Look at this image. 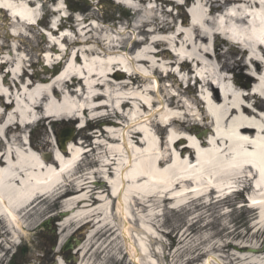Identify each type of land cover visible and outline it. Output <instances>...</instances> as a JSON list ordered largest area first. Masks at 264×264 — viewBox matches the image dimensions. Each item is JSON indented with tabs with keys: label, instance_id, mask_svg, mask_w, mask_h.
I'll return each mask as SVG.
<instances>
[{
	"label": "bare ground",
	"instance_id": "obj_1",
	"mask_svg": "<svg viewBox=\"0 0 264 264\" xmlns=\"http://www.w3.org/2000/svg\"><path fill=\"white\" fill-rule=\"evenodd\" d=\"M146 1L127 0L126 3L130 8L133 7L135 15L145 13L144 17L148 18L152 25L148 35L159 36L173 33L177 27L175 20L168 22L154 15L155 12H160L163 16H168L163 7L165 2L154 0V5H149L145 9L139 7ZM134 3L139 4L138 7H134ZM32 7L33 5L27 4L26 0H0V8L20 18V21L15 18L14 22H10V27L23 28L24 32L27 29H34L26 23L35 21L36 16L39 15V10H33ZM223 11L225 13H222ZM191 12L193 24L187 23L190 32L186 34L184 41L179 40L183 35L179 33L173 40L155 38L150 44L154 47L159 44L170 45L174 49L180 44L181 49L177 53L182 56V59L187 58L183 60L182 67H186L187 71L193 74L188 62L194 64L197 73L198 68L203 66L198 53L210 39L215 41V56L216 48L221 43L239 41L242 59L247 58L255 74L260 75L264 72L262 66L264 63V0H197L196 4L193 3ZM216 14H219V17H216ZM61 26L63 29L59 31L65 29L64 25ZM143 26L144 21L139 23L138 28L141 30ZM88 27L87 33L81 32L83 38L92 33L93 29H90V25ZM14 33L17 38H22L17 30ZM66 41L67 38L64 37L62 42ZM76 42L72 45L82 46V43ZM88 42H93L99 49L86 48ZM142 42L144 49L140 50L139 47L138 52L129 55L128 51L118 53L114 51L118 49L119 43L104 45L103 47L107 50H103L100 42L91 37L85 41L83 50H78L73 55L65 51L62 56L51 60L60 61L41 65L47 75H40L36 69L37 66L32 64L31 68L37 77L24 81H21V77L18 78L17 72L20 66L25 67V60L23 55L17 54L15 45L9 47L7 54L0 57V60H4L0 62V91L6 94L7 100L13 101L10 105H6L0 100V136L5 139L8 137L7 146L1 147L0 151V216L2 218L0 238L12 237V239L9 238L10 242H17L20 234L24 235L25 230L32 227L31 218L37 215L36 208L41 203L49 198H55V203L58 200L73 198L69 204L66 203L68 205L66 211L74 214L75 210L81 207L87 212L63 220L61 232L74 224L79 225L78 227H96L95 232L84 240L75 252L78 255L81 251L77 264H91L84 258L91 248L92 238L108 226H111L108 231L116 227L110 206L108 211L96 208L107 201L110 205L116 203V213L122 222L120 237L126 252L130 248L131 253L134 254L133 260L139 259L140 256L149 259L151 254L145 245H139V249L136 250L132 241L127 238L128 224L131 221L140 224L138 230L147 242L152 237L151 228L148 225L151 218L136 219L135 211L145 212L151 207L149 203L161 199L162 203L169 202L182 207L198 201L209 203V197L213 193L210 188L222 192L229 189L232 184L240 182L246 183L250 188L253 184L257 189L250 201L257 214L254 220L257 228H264V99L262 98L264 76L251 88L252 95L249 94L240 99L245 101L255 98L256 103L252 106L258 112L239 103L240 100L235 92L243 89L247 80L250 79L236 76L234 89L228 90L223 87L220 95L215 91L212 98L204 101L196 97L191 99L197 107L203 105L206 118L211 120L208 136L198 138V144L188 138L185 144L178 146L181 142L178 140L180 137H175L173 131L195 137L200 129L187 124L188 113H184L182 121L167 114L161 122L166 123L167 128L172 131L165 141L157 142L149 127H154L158 132L164 129L159 123L153 122L151 125L153 114L148 112L154 108L151 92L157 89L158 84L147 83L152 82L153 78L149 72L139 71L138 65L147 66L151 68V72L156 73L159 67L158 63L149 60L152 54H156L161 61L166 58L167 67L171 69L176 66L177 58H170V54L165 50L146 51L144 46L149 41L145 39ZM11 53L19 56L15 62L16 71L11 73L10 80L6 77L4 80L2 76L4 67L12 66L14 62ZM205 55L211 60V54L206 52ZM87 57L91 59L90 62H87ZM63 62L66 67L51 76L48 67ZM236 65H239V62L229 63L224 71L230 72ZM182 67L180 74L183 72ZM208 67L211 65L206 64L203 68L209 70ZM118 70L123 72L120 73ZM226 72L209 70V73L202 78V87L217 89L221 83L228 81ZM8 74H10L9 71L7 76ZM70 75L78 76L83 82L77 94L69 90L67 95H62L61 91L68 88L64 79ZM118 75L122 76L119 80L110 79ZM166 75L167 78L170 77V73ZM129 76L142 78V88L132 87ZM14 79L20 80L21 83L17 85ZM197 83L201 84L199 81ZM173 99L174 97H170L166 102L168 108L172 106ZM123 103L127 105L126 110H122ZM160 106H162L161 101ZM179 107L184 109L182 100L176 103V108ZM107 108L112 111V115L117 116L118 113L122 121H113L109 115L104 118L108 124L103 132L104 140L98 138L95 143L96 147L103 149L106 158L98 161L99 166L93 172H87L81 177L76 176V170L80 167V164L76 162L81 157L82 149L77 148L78 144L72 141L67 143L66 150L51 152V156L46 158L31 148H25V131L28 128L27 124L37 119L35 111L43 121L45 117L42 113L53 118L66 114L74 117L75 114L79 116L86 112L108 110ZM223 127L225 129H222ZM163 145L167 148L166 153L159 156L157 150H161ZM183 146L190 149H180ZM186 153L189 154L188 160L184 158ZM85 156L82 155L83 159ZM98 183L101 187H98ZM84 191L86 194L78 197ZM69 193L72 194L67 195ZM221 195L224 196V193L222 192ZM125 213L129 217H126ZM2 240L4 245V239ZM62 242L63 239L58 242V245ZM240 251L236 252V257L233 259L237 262L236 264H264V253L258 252V247L247 246L246 250ZM129 255L131 256L130 253ZM57 264H63V262L59 259ZM204 264H209V260Z\"/></svg>",
	"mask_w": 264,
	"mask_h": 264
},
{
	"label": "rangeland",
	"instance_id": "obj_2",
	"mask_svg": "<svg viewBox=\"0 0 264 264\" xmlns=\"http://www.w3.org/2000/svg\"><path fill=\"white\" fill-rule=\"evenodd\" d=\"M39 1L43 5L42 11L45 16L42 17V25H47L45 28L40 26L34 29H27V31L24 32L23 28L10 27V21L5 12L0 14V55L7 54L9 47L13 44L15 46L19 45L20 51L24 52V55L26 54V61L24 63L25 69L27 70L26 76L29 78L37 77L31 68L32 64L37 66L36 69L39 71L40 75H47V72L44 68H41V65L57 62L58 60H51L62 56L65 51L73 55L78 50H83L85 41L91 37L100 42V46L103 50H107L103 47L104 45L119 43L118 49H114L117 53L126 51L132 53L138 47H140V50H143L142 44L139 45L137 43L146 39L149 41L147 45L144 46L146 47V51L153 50V52H156V50H170L176 54L181 49L180 44L174 49L171 48L170 45L159 44L154 47L150 42L155 38L173 40L179 33H183L179 40L184 41L186 39V34L190 32V28L187 27L186 21L182 23L175 19L176 12L174 11L168 16H163L160 12L154 13L157 18L166 19L168 22L172 20L176 21L177 27L173 33L149 36L148 32L152 30L151 23H149L151 25L149 27H143L141 30L137 29L140 22L149 21L148 18L144 17L145 13L141 12L139 15H135L133 10L121 4H117L120 0H105L101 6L100 3L96 5L95 1L87 2L82 0L84 3H80L78 0H72L77 2L78 8L82 11L76 13L70 12L67 7V3L71 0ZM110 3L113 5V8H110L111 10L108 8L104 9V6L108 7L107 5ZM133 5L137 6L139 4L134 3ZM101 7H103V9H101ZM139 7L145 9L148 6L139 5ZM38 8L39 5L34 9ZM50 9L60 10L58 14H56L57 16H68V19L62 20L65 30L55 33L50 32V25H53L56 21V18L50 16ZM120 9L124 10V15L119 13ZM183 13L189 18L185 11H183ZM89 25L91 26L90 29H93L92 33L83 38L81 34L87 33ZM15 30L22 35V38L14 39L13 36H11L15 35ZM64 37L67 38L66 42H62ZM73 42L82 43V46H78L80 49L74 44L72 45ZM87 45L88 46H85L86 48L99 49L93 42H88ZM214 45L215 41L210 39L209 42L201 47L202 51L198 53V57L203 61V66L198 68L197 73L199 74L197 75L199 77H205L207 73H209V70L211 72L219 70L226 72L224 71L225 66H228L229 63L234 61L239 62V65H236L234 70L225 73L228 81L221 83L220 86H217V89L214 90L206 87L203 88V83L194 85L192 80L186 81L188 79L186 73H182L178 76L175 75L174 72H176V69L167 67L168 61H165L166 58L164 61H161L156 54H152L149 57V60L158 63V67L164 72L168 71L170 73V77L160 84L158 92L151 94L152 100L156 103L155 108L148 112L153 114L151 125L154 122L159 123L160 127H162L164 124L161 120L167 114H171V116L182 121L184 113H188L189 118L186 119V121H188L187 124L198 127L200 132L195 137L187 136L182 133L179 134V132L176 131L173 132L175 137L185 138L186 140L190 138L198 144L199 137L208 136V131L211 128V120L206 118L207 115L203 112V105L197 107L191 100L192 98L196 97L204 101L212 98L215 91L220 95L223 87L228 88V90L234 89V78L236 76L242 79H250L249 81L247 80L246 86L243 89L236 90L235 95L239 100L253 93L251 88L255 83L261 80L264 76V72H261L260 75L255 74L254 68L248 63L247 58H243L244 60L242 59V54L240 53L241 49L228 42L221 43L220 46L216 48L215 56ZM206 52L211 54V60L205 55ZM168 54L170 53L168 52ZM171 57L174 58V56L170 54V58ZM86 60L87 62L91 61L89 57H87ZM206 64L211 65V67H208L209 70L203 68ZM262 66L264 67V65ZM65 67L64 62L54 64V66L49 68L51 76ZM189 67L195 69L193 63ZM138 70L141 72H149V74L151 73V68L147 66L138 65ZM7 71L10 72L8 76ZM13 71H16L15 66L4 67L2 71L4 72V75H2L4 80L5 77L10 80ZM161 76L163 77V75H160V77ZM121 77V75H118L110 79L119 80ZM147 83L151 85V81ZM142 86V78L138 76L136 81L133 82L132 87H140L141 89ZM61 94L67 95V92L65 91L64 94L61 92ZM170 97H174V99L172 100V106L168 108L166 102ZM262 97H264V95ZM178 100H182L184 109H181V107L176 108ZM160 101L162 106L158 107ZM239 103L247 108L254 109L252 105L256 103V99L250 98L245 101L243 99L240 100ZM100 115L102 117L98 118L97 116ZM108 115L113 121H122L121 118H113L112 111L104 109L92 113L88 112V114L84 116L83 121L88 123L90 131L76 129L77 126L82 124V120H80L74 123L64 122L66 125L61 126L56 124L48 125L45 121L34 129H26L25 132L27 133V131L31 129L29 133L30 143L35 152L44 157H49L51 156V152L59 151L57 141L61 131L68 128L74 129L75 132L71 141L74 144H78L77 148L83 150L88 148L92 149L91 152L85 156L80 167L76 170V176H79L87 172H93L99 166L98 161H103L106 158L103 149H101V147H96L95 141L98 138L99 140H104L103 129L108 126L104 118ZM93 116L97 118L90 121L89 117L92 118ZM149 129L157 142L159 140L165 141L167 135L172 131L171 129L162 127L164 130L158 132L157 129L152 126L149 127ZM222 129H225V127ZM183 144H185V140L179 142L178 146ZM166 149L165 145H163L161 150H157L159 156L164 155ZM97 185L101 187L99 183ZM85 194L86 191L78 195V197L84 196ZM248 194L252 197L254 193L252 192L250 194V192H248ZM72 199L58 200L55 203V198H51L41 203L36 208L38 211L37 215L31 218L33 225L31 228L25 230L24 240H21V245L19 247L10 244L9 246L12 249L7 250L6 248H8L7 246L9 244L7 239H9V237H3L4 245L0 243V256L4 254V262H2V264H6L9 253L14 250L16 254L13 256L10 264H57L59 259L64 264L71 253L74 254L73 256L75 258L66 264H77L81 253V251L78 255L75 253L78 246L95 232L96 227H78L79 225L74 224L66 231L61 232L63 220L65 221L69 217L79 216L87 212L81 209V207L79 210H75L74 214L67 212L68 205L66 203L69 204V201ZM209 199L211 200L212 197L210 196ZM161 201L162 199L149 203L151 207L146 211L144 210L145 212H134L136 219L146 220L147 218H151L150 223H148L152 233L149 242L140 234L138 230L140 226L139 223L131 221L130 224H128L129 232L127 238L132 241L136 250L139 249V245H145L151 254L149 259L140 256L139 259L133 260L134 254L131 253L130 248H128L127 251L131 256L126 252L120 237L122 222L119 220L116 213V203L110 205L105 201L96 208L108 211L110 206L111 212L114 214V224L116 227L112 229V231H108V229L111 228V226H108L92 238L90 244L91 248L84 260L90 261L91 264H204L207 260H209V264H236L237 262L233 260L234 257H236V252L246 250L247 246L258 247V252L264 253V228H257L256 221H254L257 216L256 211L245 206L247 203L245 194H233L221 203L198 201L183 207L169 202L162 203ZM126 217H129L128 214H126ZM191 224H193V226H191ZM116 229L118 230L116 231ZM74 234L76 238L80 240V244L72 252L69 250L62 253L61 248L63 244ZM61 239H63V242L58 246V242ZM53 242L56 246L51 249ZM22 248L23 251H21ZM24 250H27V253H25Z\"/></svg>",
	"mask_w": 264,
	"mask_h": 264
},
{
	"label": "water",
	"instance_id": "obj_3",
	"mask_svg": "<svg viewBox=\"0 0 264 264\" xmlns=\"http://www.w3.org/2000/svg\"><path fill=\"white\" fill-rule=\"evenodd\" d=\"M71 137V132H66L63 134L61 141L59 142V147L60 149H64V145H65V141H67L68 139H70ZM78 242H76L77 244ZM68 249H72V245H71V241H69L66 246L63 248V250H68Z\"/></svg>",
	"mask_w": 264,
	"mask_h": 264
}]
</instances>
